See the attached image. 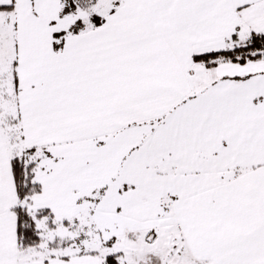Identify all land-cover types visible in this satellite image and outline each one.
<instances>
[{"label": "snow or ice", "instance_id": "1", "mask_svg": "<svg viewBox=\"0 0 264 264\" xmlns=\"http://www.w3.org/2000/svg\"><path fill=\"white\" fill-rule=\"evenodd\" d=\"M0 264H264V0H0Z\"/></svg>", "mask_w": 264, "mask_h": 264}]
</instances>
